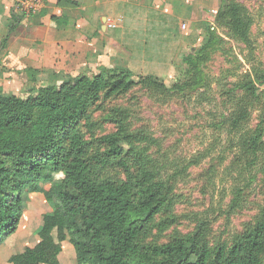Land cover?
Listing matches in <instances>:
<instances>
[{"label":"trees","instance_id":"obj_1","mask_svg":"<svg viewBox=\"0 0 264 264\" xmlns=\"http://www.w3.org/2000/svg\"><path fill=\"white\" fill-rule=\"evenodd\" d=\"M220 3L215 23L246 42L240 6L233 0ZM204 28L197 50L181 56L175 67L180 78L174 83L134 74L130 68L101 69L91 76L67 77L24 98L0 96V245L16 233L31 195L41 194L50 208L37 230L38 242L5 264H60L64 242L72 247L75 264H262L264 212L230 243L213 248L197 232L140 243L147 226L169 205L170 186L144 167L129 172L126 158L140 154L125 148L119 136L100 137L104 150L87 157V143L76 128L101 99L125 95L136 86L176 92L206 88L201 66L216 40L209 24L204 22ZM234 90L242 93V102L229 124L239 133L248 116L243 98L264 100V70H254L253 78L241 79ZM238 138L248 163L258 162L264 174V115L250 135ZM94 165L117 166L126 179L99 182L92 174Z\"/></svg>","mask_w":264,"mask_h":264},{"label":"rangeland","instance_id":"obj_2","mask_svg":"<svg viewBox=\"0 0 264 264\" xmlns=\"http://www.w3.org/2000/svg\"><path fill=\"white\" fill-rule=\"evenodd\" d=\"M201 1L200 20L184 31L194 33L192 47L184 54L197 50L205 38L204 22L209 24L216 43L201 66L206 88L176 92L136 86L125 95L101 99L76 127L87 143V157L104 150L100 137L119 136L125 148L140 154L126 158L129 172L144 167L170 186L169 205L147 226L140 243H162L197 232L213 248L230 243L264 212V174L258 162L248 163L238 138L254 131L264 115V100L256 103L243 98L248 116L240 132H233L229 124L242 102L235 84L250 75L253 78L254 70H264V0H233L247 22L246 42L215 23L220 0ZM179 76L176 72L171 83ZM92 172L99 182L126 179L117 166L94 165ZM49 210L41 194L30 196L16 233L0 245V264L38 242L37 230ZM70 248L63 245L62 264H75ZM261 261L264 264V253Z\"/></svg>","mask_w":264,"mask_h":264},{"label":"crops","instance_id":"obj_3","mask_svg":"<svg viewBox=\"0 0 264 264\" xmlns=\"http://www.w3.org/2000/svg\"><path fill=\"white\" fill-rule=\"evenodd\" d=\"M16 3L0 0V94L21 98L101 69L169 83L192 47L194 33L180 25L200 20L202 7L201 0H41L28 15Z\"/></svg>","mask_w":264,"mask_h":264},{"label":"built area","instance_id":"obj_4","mask_svg":"<svg viewBox=\"0 0 264 264\" xmlns=\"http://www.w3.org/2000/svg\"><path fill=\"white\" fill-rule=\"evenodd\" d=\"M41 0H17L16 8L18 12H22L28 15H32L40 8ZM213 13L212 11H210ZM210 13V14H211ZM109 25L111 27H114L113 22L110 21ZM187 28V25L185 23H182L180 25V29L182 31H185Z\"/></svg>","mask_w":264,"mask_h":264}]
</instances>
